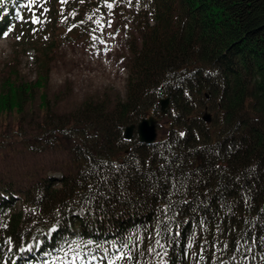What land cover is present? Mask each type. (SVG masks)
Instances as JSON below:
<instances>
[{
    "label": "trees",
    "instance_id": "16d2710c",
    "mask_svg": "<svg viewBox=\"0 0 264 264\" xmlns=\"http://www.w3.org/2000/svg\"><path fill=\"white\" fill-rule=\"evenodd\" d=\"M20 3L0 0V38ZM64 5L84 28L89 0ZM135 33L124 100L61 113L41 96L38 136L19 143L66 142L69 163L60 178L0 175V264H264V0H150ZM41 74L12 75L0 112L22 115ZM151 115L168 119L163 139L125 140Z\"/></svg>",
    "mask_w": 264,
    "mask_h": 264
},
{
    "label": "rangeland",
    "instance_id": "374dc122",
    "mask_svg": "<svg viewBox=\"0 0 264 264\" xmlns=\"http://www.w3.org/2000/svg\"><path fill=\"white\" fill-rule=\"evenodd\" d=\"M20 1L8 35L0 39V93L12 75L21 86L34 85L41 79L40 68L48 70L41 74L44 86H35L32 98L25 95L22 115L0 112V175L6 177L8 173L11 178L14 174L13 179L21 183L40 176L60 178L69 163L63 155L68 148L66 142L61 141L58 150L33 155L19 143L38 136L28 129V123L44 116L42 95L61 113L93 99L126 98L131 55L128 37L137 36L138 13L150 0H89L91 11L84 28L79 21L69 20L71 11L64 5L68 0ZM34 19L39 23H32ZM100 41L107 42L105 50ZM25 117L24 127L21 118ZM159 125L158 139H163L169 130L168 119L159 120ZM20 126L27 133L22 141L14 137ZM94 261L99 264V260Z\"/></svg>",
    "mask_w": 264,
    "mask_h": 264
},
{
    "label": "water",
    "instance_id": "95a60500",
    "mask_svg": "<svg viewBox=\"0 0 264 264\" xmlns=\"http://www.w3.org/2000/svg\"><path fill=\"white\" fill-rule=\"evenodd\" d=\"M170 99H162L161 109L162 115L165 116L168 113ZM204 120L207 123L211 122V116L207 113L204 116ZM137 133L138 140L141 144L153 145L158 139V119L155 116L143 119L138 125H131L125 129V139L132 140L134 133Z\"/></svg>",
    "mask_w": 264,
    "mask_h": 264
},
{
    "label": "snow or ice",
    "instance_id": "6c2138e0",
    "mask_svg": "<svg viewBox=\"0 0 264 264\" xmlns=\"http://www.w3.org/2000/svg\"><path fill=\"white\" fill-rule=\"evenodd\" d=\"M32 2L34 3L35 2V0H32ZM109 8H111L112 7V5L111 4H108L107 5ZM32 23H39V21L38 20H36V19H34L33 21H32ZM110 26V25H109ZM8 35V32H5L4 33V36H7ZM19 38V37H18ZM93 259H95V257H93ZM113 264H115V262H113Z\"/></svg>",
    "mask_w": 264,
    "mask_h": 264
}]
</instances>
